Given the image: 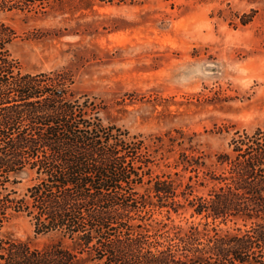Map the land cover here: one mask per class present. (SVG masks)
Instances as JSON below:
<instances>
[{
  "label": "trees",
  "instance_id": "obj_1",
  "mask_svg": "<svg viewBox=\"0 0 264 264\" xmlns=\"http://www.w3.org/2000/svg\"><path fill=\"white\" fill-rule=\"evenodd\" d=\"M92 3L0 0V15L76 13ZM14 38L0 21V235L25 215L36 236L53 240L39 249L0 238V264H264L263 129L235 132L209 168L203 154L181 153L183 171L193 174L187 183L153 176L141 136L104 125L94 98L75 97L69 71L25 73L8 50ZM21 175L33 176L22 195L9 189ZM184 209L198 222L172 225L170 213ZM163 210L166 222L153 227ZM228 224L242 228L218 230Z\"/></svg>",
  "mask_w": 264,
  "mask_h": 264
},
{
  "label": "rangeland",
  "instance_id": "obj_2",
  "mask_svg": "<svg viewBox=\"0 0 264 264\" xmlns=\"http://www.w3.org/2000/svg\"><path fill=\"white\" fill-rule=\"evenodd\" d=\"M92 2L76 13L1 14L15 33L8 50L25 73L69 71L75 97L94 98L104 125L144 139L153 176L187 183L193 174L183 171L181 153L203 154L209 168L216 154L228 152L235 132L264 130V0ZM32 178L18 176L9 189L22 195ZM170 218L183 228L198 222L188 209ZM153 219L157 227L166 212ZM0 238L41 249L53 235L36 236L30 219L18 215Z\"/></svg>",
  "mask_w": 264,
  "mask_h": 264
}]
</instances>
